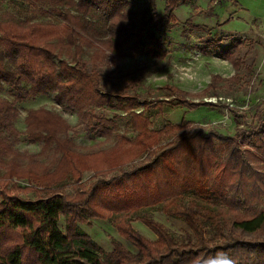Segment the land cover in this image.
Here are the masks:
<instances>
[{
  "label": "trees",
  "instance_id": "16d2710c",
  "mask_svg": "<svg viewBox=\"0 0 264 264\" xmlns=\"http://www.w3.org/2000/svg\"><path fill=\"white\" fill-rule=\"evenodd\" d=\"M27 1L47 4L59 17L0 16V91L7 85L12 95L0 93V186L15 177L26 180L32 193L22 197L0 187V264H264L261 112L246 127L234 115L230 135L184 120L151 128L149 106L137 111L132 105L126 111L135 131L130 137L116 132L118 113L99 110L113 102L102 76L118 70L119 58L159 56L152 45L161 47L160 34L178 25L175 9L187 0H163L161 14L156 0L144 8L131 7L129 0ZM243 46L241 39L217 46L233 75L213 73L196 92L166 88L194 106H216L193 99L215 95L223 85L239 83L242 69L253 70L255 59L246 63L240 55ZM112 91L114 99L137 102L135 91ZM47 93L74 110L85 131L102 136V143L114 138L112 144L78 151L72 125L45 106L27 109L24 130H18L15 103ZM21 134L40 143L38 153L15 147ZM85 171L92 173L89 183L65 193V185H76ZM154 209L181 219L188 232L176 238L153 218ZM93 218L108 220L135 251L116 239L110 250L100 247L80 228ZM133 221L146 225L155 239L141 235Z\"/></svg>",
  "mask_w": 264,
  "mask_h": 264
},
{
  "label": "rangeland",
  "instance_id": "374dc122",
  "mask_svg": "<svg viewBox=\"0 0 264 264\" xmlns=\"http://www.w3.org/2000/svg\"><path fill=\"white\" fill-rule=\"evenodd\" d=\"M129 2L133 8H144L147 0ZM156 5L157 11L163 13L164 1L156 0ZM48 7L47 4L32 5L27 0H0V16L7 13L16 19L58 20L57 12L49 11ZM175 15L178 25L160 34L161 47L158 43L152 45L159 56L144 54L134 58H119L118 70L109 77L102 76L101 84L111 92L109 97L113 102L112 106L103 105L99 110H105L109 115L113 113L120 115V119L116 120V132L134 137L135 131L128 125L129 114L126 113L132 105L137 111L143 110L145 105L149 106L146 113L150 116L151 128L155 129L167 123H179L184 120L205 124L222 133L233 135L237 125L234 115L241 116L238 120L242 123L241 127L254 124L258 112L264 117V70L258 65L264 42L259 39L260 37H253L254 29H258L261 24L260 18L256 15L264 18V0H187L175 9ZM233 39H241L244 42L240 55L244 57L246 63L255 59L253 70L248 72L242 69L239 83L223 85L215 95L193 99L212 101L216 106L211 107L207 104L194 106L189 102L190 98L172 93L166 88V85H173L188 92L204 88L210 81V75L215 71L212 67L213 61L220 57L217 46L230 44ZM83 57L87 58L88 53ZM88 66L90 67V64ZM101 67L105 70V66ZM217 72L224 77L230 75L224 70ZM117 88L121 93L129 95L135 91L138 94L137 102L130 104L125 97L114 99L112 90ZM0 93L3 97L12 98L7 85H3ZM15 106L18 109V116L14 125L20 131L25 127L26 110L45 106L60 113L72 125L70 135L77 144L78 151L86 152L98 147H108L114 141L112 138L102 143L104 139L102 136L85 131L78 122L75 111L65 103H58L54 93L24 99L16 102ZM15 147L22 153L34 154L38 153L40 143L30 142L21 134ZM2 168L0 166V174L3 173ZM91 174L85 171L76 185L72 186L68 182L64 192L74 194L82 185L89 183ZM0 187L22 197H30L32 194L26 180H17L15 177L8 181L5 187ZM150 213L176 238H181L188 232L181 219L165 215L155 209ZM59 224L63 226V217H60ZM132 225L147 239H155V234L142 222L133 221ZM80 228L106 251L112 248L111 239H116L129 250L135 251L134 246L120 236L108 220L93 218L90 225L80 224Z\"/></svg>",
  "mask_w": 264,
  "mask_h": 264
},
{
  "label": "crops",
  "instance_id": "0c3cea01",
  "mask_svg": "<svg viewBox=\"0 0 264 264\" xmlns=\"http://www.w3.org/2000/svg\"><path fill=\"white\" fill-rule=\"evenodd\" d=\"M256 16H258L259 18H260V20H261V24H260V26L258 27V29L257 28H255L254 30H255V33H254V38L255 37H260L259 39L262 41V42H264V18H263V16H260V15H256ZM257 29V30H256ZM251 37H252V35H251ZM242 38H245L244 36H242ZM220 56V55H219ZM259 68L261 69V67H262V69L264 70V49L260 52V57H259ZM212 67H213V70H215L213 73H216L218 70L220 71V72H222V70H224V71H228L227 73L228 74H230V75H228L227 77H229V76H231V75H233L234 74V72H235V70H234V68H233V66H232V64L228 61V60H226V59H224V58H222V57H219V59H217V60H214L213 61V64H212ZM231 72V73H230ZM212 73V74H213ZM216 74H219L220 75V73H216ZM222 76V75H221ZM210 77H211V75H210ZM224 77V76H223ZM210 82V81H209ZM208 82V83H209ZM207 85V84H206ZM205 85V86H206ZM203 89V88H202ZM196 92V91H195Z\"/></svg>",
  "mask_w": 264,
  "mask_h": 264
},
{
  "label": "clouds",
  "instance_id": "9594fccd",
  "mask_svg": "<svg viewBox=\"0 0 264 264\" xmlns=\"http://www.w3.org/2000/svg\"><path fill=\"white\" fill-rule=\"evenodd\" d=\"M113 67H114V65H113Z\"/></svg>",
  "mask_w": 264,
  "mask_h": 264
}]
</instances>
